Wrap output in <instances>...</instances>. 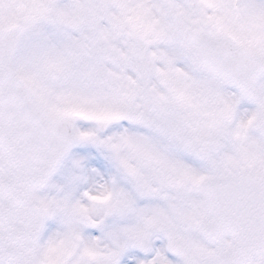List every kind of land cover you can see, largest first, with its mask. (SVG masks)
<instances>
[{"label": "snow or ice", "instance_id": "6c2138e0", "mask_svg": "<svg viewBox=\"0 0 264 264\" xmlns=\"http://www.w3.org/2000/svg\"><path fill=\"white\" fill-rule=\"evenodd\" d=\"M125 257L264 264V0H0V264Z\"/></svg>", "mask_w": 264, "mask_h": 264}, {"label": "rangeland", "instance_id": "374dc122", "mask_svg": "<svg viewBox=\"0 0 264 264\" xmlns=\"http://www.w3.org/2000/svg\"><path fill=\"white\" fill-rule=\"evenodd\" d=\"M86 147L87 144H82L75 150L74 153H72L67 159L63 162L61 165L57 175L52 178L51 183L52 184H58V185H68L71 181L72 177L75 176L78 172L77 169L73 167V161L76 159H84L88 153H86ZM89 150V149H88ZM85 169L87 167L84 166ZM104 173V171H102ZM109 171L106 170V174ZM105 174V173H104ZM49 194H54V189L50 190Z\"/></svg>", "mask_w": 264, "mask_h": 264}]
</instances>
